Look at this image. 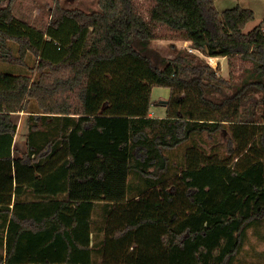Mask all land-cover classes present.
Instances as JSON below:
<instances>
[{"label":"trees","instance_id":"16d2710c","mask_svg":"<svg viewBox=\"0 0 264 264\" xmlns=\"http://www.w3.org/2000/svg\"><path fill=\"white\" fill-rule=\"evenodd\" d=\"M153 1L146 17L135 0H53L46 30L0 4V60L32 54L39 71H0V264H245L264 221V21L246 32L252 8ZM159 24L227 56L230 77L187 48L152 47ZM239 59L250 65L233 82ZM155 85L171 90L164 116ZM226 126L227 154L202 148Z\"/></svg>","mask_w":264,"mask_h":264},{"label":"rangeland","instance_id":"374dc122","mask_svg":"<svg viewBox=\"0 0 264 264\" xmlns=\"http://www.w3.org/2000/svg\"><path fill=\"white\" fill-rule=\"evenodd\" d=\"M32 0H20L22 5L29 3ZM4 2L8 3V0H0L1 5H7ZM62 4L69 8H81L85 11L99 10V0H61ZM137 8L142 12L146 17L149 16V9L154 3L153 0H135ZM53 6V0H33V3L28 5L26 9H20L18 14H23L24 17L32 18L33 23L30 20H27L32 25L46 30L49 23L50 9ZM222 6V5H221ZM26 10V11H25ZM23 17V16H21ZM157 37L152 41L151 46L159 50L165 56L174 57L180 50L176 49L175 45L170 44L167 39H182L180 37V32L163 24H159L156 27ZM15 44L14 42H10ZM190 50V49H189ZM192 51V50H191ZM195 52V51H194ZM197 53V52H196ZM200 55V54H199ZM243 65H250L246 62L243 64V61L240 59L235 62V74L232 77L233 82H237L240 78V73L242 72ZM38 58L35 55H28L26 59V64L11 63L4 60H0V71L11 72V73H28L33 79H37L39 71L37 70ZM216 67V66H214ZM219 73L222 74V69L217 67ZM230 66L228 67V72ZM227 77H230V74H227ZM171 90L169 87L155 85L152 90V101H153V111L157 116L165 115V108L161 104L164 100H167L170 96ZM259 94L256 95L258 97ZM35 103V102H34ZM27 112L22 111L18 124H20L19 137L17 140V146L19 147L20 152H24L27 148L26 140L23 138V133L26 132V126L28 127V118ZM18 119V118H17ZM228 126L222 128L215 139L209 138L207 142L202 141V148H206L207 151L215 154H227V141L229 136ZM188 144L175 148L169 153L172 155L173 160L176 162H183V152ZM241 261H244L245 264H264V221L259 225H255L249 229V238L244 245L242 252L239 254ZM59 264V263H57Z\"/></svg>","mask_w":264,"mask_h":264},{"label":"crops","instance_id":"0c3cea01","mask_svg":"<svg viewBox=\"0 0 264 264\" xmlns=\"http://www.w3.org/2000/svg\"><path fill=\"white\" fill-rule=\"evenodd\" d=\"M4 3L7 4L6 2H4ZM32 3H33V0L30 1L29 3H26V4L22 5V2H20V0H16V2L14 4V13H15V15L17 17L25 20V21L31 19L30 22L33 23L34 20L32 18H27V17H24L23 14H18V11L20 9L24 10V9L28 8L27 6L32 4ZM215 4H216L217 8L220 11H223L226 8L233 7V6L237 5V4H240V5L244 6V7L252 8L254 10V12H255V17H254V19H252V20H250V21H248L246 23V26L244 28V30L246 32L250 31L257 24H259V23L264 21V0H215ZM21 16H23V17H21ZM167 40H168V42H170V44L175 45L176 49H178V50H181L183 48H187V49H190L192 51L197 52L198 54H200L201 56L206 58L213 66L220 67L222 69L223 76L228 78L227 74L229 73L228 72L229 63H228V57L227 56H207L204 53H202L200 50L192 48L190 40H185V39H179V40L167 39ZM169 57H172V56H169ZM21 112L15 114L16 115L17 124L19 123L18 122L19 118L21 117L20 121L22 119V116H20ZM28 114H27V117H28ZM152 115H154L153 112H152ZM19 130H20V124H18V130H17L16 136H15V143H17V140H18V137H19ZM28 130H29V123H28V127L26 126V132L23 133V136H24L23 138H25V140H26L27 135H28Z\"/></svg>","mask_w":264,"mask_h":264}]
</instances>
